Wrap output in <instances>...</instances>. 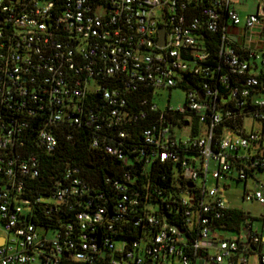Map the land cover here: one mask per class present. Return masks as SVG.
<instances>
[{
    "label": "built area",
    "instance_id": "built-area-1",
    "mask_svg": "<svg viewBox=\"0 0 264 264\" xmlns=\"http://www.w3.org/2000/svg\"><path fill=\"white\" fill-rule=\"evenodd\" d=\"M261 70L264 0L243 19L232 0H0V264H248L261 238L251 217L221 230L218 181L264 170L244 125H264ZM172 89L183 106L159 109ZM74 132L103 189L70 161L43 181ZM241 199L264 206L261 182Z\"/></svg>",
    "mask_w": 264,
    "mask_h": 264
},
{
    "label": "trees",
    "instance_id": "trees-1",
    "mask_svg": "<svg viewBox=\"0 0 264 264\" xmlns=\"http://www.w3.org/2000/svg\"><path fill=\"white\" fill-rule=\"evenodd\" d=\"M264 77V71L261 70L260 78ZM73 136L75 142H66L63 136H59L60 148L55 156H45L44 164L42 168L43 181L47 182L48 178L56 174L58 171L62 170L63 164L70 161V163L77 165L82 170L83 177L87 182L94 188L103 189L105 176H108L107 170L99 161L93 157V153L87 148V136L84 132H74ZM156 169L153 170V178L157 182L156 184L162 186L165 191L175 194L177 192L176 187H174L173 182L170 184V177L167 175V179L163 182L160 181L158 174L163 173V167L157 165ZM41 178H38V181ZM48 183V182H47ZM165 193H162L160 197L154 196L152 203H159L161 197ZM172 217V216H171ZM247 218H250L247 214L238 209L228 210L226 215L223 216L220 223H222L225 228L222 231L228 233H237L240 229L241 224ZM254 220L253 218H250ZM46 221V220H43ZM108 257H104V261L101 264H106ZM69 264H80V263H69Z\"/></svg>",
    "mask_w": 264,
    "mask_h": 264
},
{
    "label": "rangeland",
    "instance_id": "rangeland-1",
    "mask_svg": "<svg viewBox=\"0 0 264 264\" xmlns=\"http://www.w3.org/2000/svg\"><path fill=\"white\" fill-rule=\"evenodd\" d=\"M260 0H232L234 3V7L236 8L237 12L239 13L241 19L245 15L252 14L255 11V6ZM185 95L184 92L180 89H172L170 92L167 90H162L157 93V96L154 99V103L158 106L159 109H164L167 105L171 108H177L179 106H183L184 104ZM244 125L246 129L250 127L253 130L261 131L263 124L261 122L254 121L252 122L250 119H245ZM188 129H182L181 134L183 136L188 135ZM255 177L260 180L262 184V192L264 194V172L255 173ZM236 177V176H235ZM235 177L233 176L232 180L228 178H221L218 181L219 185V192H221V196L226 198L228 201V206L232 209H238L247 214L249 217L253 218L252 221V228L256 231H262L264 234V206L258 204L255 201H244L241 199V195L243 192L244 184L243 182H237ZM253 177L249 175L247 177L246 182V190H252L253 187ZM223 185L227 187L224 188ZM207 189L213 188L215 186V181L208 179L206 183ZM158 207L155 204L153 210H157ZM263 227V229H262ZM2 232L0 231V234ZM236 233H228L226 232V236L230 238H235ZM119 242H117V246H119ZM264 255V244L262 247V252ZM248 264H259L258 263V255L254 254L248 258Z\"/></svg>",
    "mask_w": 264,
    "mask_h": 264
},
{
    "label": "crops",
    "instance_id": "crops-1",
    "mask_svg": "<svg viewBox=\"0 0 264 264\" xmlns=\"http://www.w3.org/2000/svg\"><path fill=\"white\" fill-rule=\"evenodd\" d=\"M245 16H246V15H245ZM263 130H264V125H263L262 130H261L260 132H262ZM254 150H255V148H251V151H254ZM261 172H264V170H263V171H259V172H257V173H261ZM251 176L253 177V181H252L253 185H254L255 182H260V180L257 179V177H255V176H256L255 173H253ZM246 182H247V179L243 182L245 188H246ZM263 227H264V225H263ZM263 227H262V229H263ZM257 233H258V235H259L260 238H261V244H260V246L258 247V249L255 250V252H254L253 254H251V255H254V254H257V255L261 254V255H263L261 252H262V247H263V244H264V234H262V231H257ZM251 255H250V256H251ZM250 256H249V257H250ZM249 257H248V258H249ZM258 263H259V262H258Z\"/></svg>",
    "mask_w": 264,
    "mask_h": 264
},
{
    "label": "water",
    "instance_id": "water-1",
    "mask_svg": "<svg viewBox=\"0 0 264 264\" xmlns=\"http://www.w3.org/2000/svg\"><path fill=\"white\" fill-rule=\"evenodd\" d=\"M262 140H264V133H263V135H262Z\"/></svg>",
    "mask_w": 264,
    "mask_h": 264
}]
</instances>
